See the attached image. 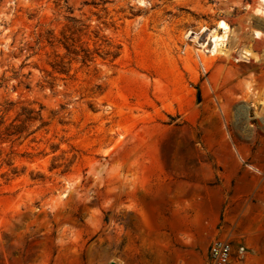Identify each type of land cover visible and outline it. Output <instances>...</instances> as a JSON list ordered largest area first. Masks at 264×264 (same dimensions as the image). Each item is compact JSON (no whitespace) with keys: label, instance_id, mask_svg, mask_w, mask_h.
<instances>
[{"label":"rangeland","instance_id":"obj_1","mask_svg":"<svg viewBox=\"0 0 264 264\" xmlns=\"http://www.w3.org/2000/svg\"><path fill=\"white\" fill-rule=\"evenodd\" d=\"M260 4L0 0V264H264Z\"/></svg>","mask_w":264,"mask_h":264},{"label":"bare ground","instance_id":"obj_2","mask_svg":"<svg viewBox=\"0 0 264 264\" xmlns=\"http://www.w3.org/2000/svg\"><path fill=\"white\" fill-rule=\"evenodd\" d=\"M260 2H261V4L259 5V7L257 8V10H256V12L259 14V15H263L264 16V0H260ZM218 29L219 30H221L222 31V33L221 34H217V32H218ZM218 29H216V30H208V29H204L203 31H202V33H205V32H208V31H210V33H209V35L211 36V37H213V38H215V39H217V40H220V42L221 43H231V41H232V37H235V39L236 40H238V37L236 36V34H235V31L234 30H232V29H230L229 28V26L227 25V24H225L224 22H220L219 23V26H218ZM194 35H196V34H194ZM254 37L256 38V39H261L262 40V38L264 37V34L261 32V31H259V30H256L255 32H254ZM197 38V37H196ZM236 51L235 50H228V51H220V52H216V50L214 49L213 51H212V55L211 56H217L218 54H222V55H224V56H226L227 58H231L232 57V54H234ZM243 58H245V59H247V60H249V58L250 57H252L253 56V54L252 53H250V52H243ZM263 58H264V56H263ZM256 61L257 62H260V61H262V57H257L256 58Z\"/></svg>","mask_w":264,"mask_h":264},{"label":"built area","instance_id":"obj_3","mask_svg":"<svg viewBox=\"0 0 264 264\" xmlns=\"http://www.w3.org/2000/svg\"><path fill=\"white\" fill-rule=\"evenodd\" d=\"M246 249L240 246L237 249L227 240H217L210 249V257L207 264H233L236 255L244 257Z\"/></svg>","mask_w":264,"mask_h":264}]
</instances>
